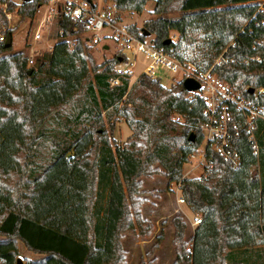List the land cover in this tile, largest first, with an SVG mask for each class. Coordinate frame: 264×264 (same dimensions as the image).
<instances>
[{"label": "trees", "instance_id": "1", "mask_svg": "<svg viewBox=\"0 0 264 264\" xmlns=\"http://www.w3.org/2000/svg\"><path fill=\"white\" fill-rule=\"evenodd\" d=\"M42 1L20 6V19L34 18ZM105 1L119 12L142 13L154 0ZM176 1L156 0L158 16L128 30L142 40L154 36L157 47L202 70L223 54L213 72L236 89L248 86L245 95L264 116V92H253L264 89V0ZM172 10L181 14L164 15ZM3 24L8 20L0 8ZM58 24L80 34L88 19L60 17ZM12 49L0 40V264H18L19 242L42 255L27 264H125L124 233L136 225L145 235L153 230L141 220L139 193L142 178L156 174L180 183L189 209L202 214L191 247L183 218L174 217V264H264L256 249L264 246L263 116L250 132L237 105L227 104L233 113L229 148L240 156L238 167L208 146L203 175L185 177L209 119L206 101L189 99L183 79L165 86L141 74L132 85L125 79L110 87L125 54L95 63L80 37L74 49L60 39L33 66L24 52L5 55ZM120 119L133 133L113 146L108 130ZM162 239L163 233L157 242Z\"/></svg>", "mask_w": 264, "mask_h": 264}, {"label": "rangeland", "instance_id": "2", "mask_svg": "<svg viewBox=\"0 0 264 264\" xmlns=\"http://www.w3.org/2000/svg\"><path fill=\"white\" fill-rule=\"evenodd\" d=\"M90 1L91 3H93V1H96L99 7L102 8L101 10H108L113 6V2L111 1ZM176 2L178 1L175 0L174 3ZM44 4H48L47 1H45ZM155 5L156 0L150 1L147 4L146 9L142 13L118 12L117 19L121 20L128 27L130 25H136L137 27H141L146 20L158 16L153 12ZM46 9H48V7H43L40 10L37 9L34 18H26L24 20H21L20 18H14L12 22L8 21V24L0 25V32H4L12 28L15 29V32L13 34V49L5 55H10L17 52H24L28 57L32 53L29 41L32 38L36 25L43 18V12ZM180 14L181 11L172 10L166 12L164 15L168 17H173L178 16ZM58 18L55 19L54 22H52V25H44V28H42L44 32L43 38L35 46V62L33 64L28 63L29 66L35 65L36 61L38 60V56H41L47 52H51L49 50L50 44L52 43L53 45H55L56 42L61 39L59 36H57V31L59 27ZM48 29L51 30L50 35L48 34ZM112 32V29H106L104 31V34L109 35V37L103 38V40H101V43L99 44L89 43L88 40H86V31L81 32L80 34L69 35V39L74 41H76L77 37L84 39L86 45L90 48V53L92 54L95 63L100 64L104 60L112 58L119 50H121V46L116 41L112 40ZM153 37L154 36H149L148 40L152 41L151 39ZM171 37L172 39L177 40L178 33L172 31ZM105 42L106 44L103 45V43ZM123 53L125 54L127 61H124L120 66L129 67L130 64L133 63V61L135 60L134 55L126 51ZM222 55H220V57H218L216 61L219 60L221 62L223 60ZM145 62L146 59L143 55H139L137 57L136 63L133 67L134 74L132 76V81L130 82V85L134 84L137 80V77L140 74ZM156 75V77L161 78V81L165 86H171L173 83L182 79L181 72L174 73L165 68L158 69L156 71ZM219 80L221 83V87L219 86L220 90L215 94L213 98L214 104L212 105L213 109H216V115H212L213 110H211L210 113L207 114L209 123L204 125L203 127L204 140L202 144L193 152L195 154V157H191L189 155L188 162L185 163L183 168V175L185 177L196 178L203 175L207 161L205 160L204 162H201L200 155L203 153V148L205 147V142L209 134V127L211 125L222 126L221 120L223 117H221L222 113L220 114L219 109H221L222 112L224 108H227L225 102L226 104L230 105L231 102L236 103L234 100L239 98L242 100V103L244 105H247L249 108L251 107L250 111H246L243 110L245 108H242L241 106H239L240 104L236 103L239 107L238 109L244 114L247 123L252 122L253 119L257 117L254 108L257 109L263 116L261 110L254 105V100L248 98L245 95L244 92L248 88V86L243 89H236L235 87L231 86L229 83L221 80L220 78ZM261 89L263 88H253V92L256 94L255 97L264 92V89L263 91ZM231 115L233 117L232 112ZM175 118L179 119L178 116H176ZM108 132L111 133V140L113 146L123 145L128 141V139L133 133V131L123 119L118 120L115 123L114 130L111 131L109 128ZM142 182V189L139 193V200L141 202L139 208V211L141 213V220L143 221L144 225H149V227H153V230H151L149 234L145 235L143 234L142 230L140 231V229L136 225L135 231L133 233H124V237L122 239V249L125 253V264H174L177 256V249L175 248L176 231L175 226L173 224L174 217L181 216L183 218L186 224L184 241L189 242L188 247H191L190 240L194 235L195 229L197 227L193 225L192 221L196 215L202 217V214L192 212L187 206L186 202H179V197H183L181 188L180 190H178V183H170V181L166 177H164V175L156 174L152 178L143 177ZM131 217L134 223H136L137 216L134 214L133 211L131 212ZM161 233H163V239L157 242V238ZM256 249H261V251L263 252L262 254L264 256V246H261ZM255 250L254 252H252V256H255ZM41 257V254L29 250L24 245V243L19 242V254L17 256V261L18 259H21L23 264H27L28 261L39 259Z\"/></svg>", "mask_w": 264, "mask_h": 264}, {"label": "built area", "instance_id": "3", "mask_svg": "<svg viewBox=\"0 0 264 264\" xmlns=\"http://www.w3.org/2000/svg\"><path fill=\"white\" fill-rule=\"evenodd\" d=\"M34 1V0H0V8L2 9L5 17L9 22H12L14 18H20L19 8L25 2ZM48 4H44L45 1L39 4L38 9H42L43 7L47 8L43 13V18L38 22L33 32L32 38L29 41L31 45V54L27 57V61L29 64H33L35 62L34 59V51L36 44L43 38V30L44 25H52L55 19L58 17H67L73 22L82 21L88 19L87 30H86V40H88L91 44H99L103 38H108L109 35H105L104 31L106 29H112V40L116 41L120 46L122 52H129L134 55L135 60L130 64L129 67H122L118 65L116 67L115 73L109 78L110 87L119 86L123 83L125 79L132 81V76L134 74L133 67L136 63V59L139 55H143L146 59L145 64L142 67V70L139 75L146 74L151 77H156V71L160 68L168 69L174 73L181 72L182 79L186 78H194L200 83V88L195 91L189 92V99L193 100L197 97H202L207 104V109L205 113L208 114L212 111V115H216V109H213L212 105L213 98L215 94L220 90L221 83L219 78L214 74L213 68L216 64H220V62L215 61L212 67L207 70H202L196 67L192 63H183L172 56L168 51L163 48L157 47L152 41L146 39L142 40L138 36L134 35L128 30V26L125 25L121 20L117 19V13L119 12L113 4L112 8L106 10L93 11L91 7L90 0H46ZM93 1V0H92ZM16 4L17 7L13 10L10 8V4ZM94 3V2H93ZM58 18V19H59ZM53 20V21H52ZM59 25V24H58ZM50 28V27H48ZM7 30L4 32H0V40L5 41L7 34ZM48 34H51V30L48 29ZM74 34L71 30L68 32H64V30L58 27L57 36H59L62 40H65L69 43L71 49H74L76 41L69 39V35ZM106 44L103 43V45ZM53 44L50 45L49 50L52 51L54 49ZM138 75V76H139ZM131 84V83H130ZM220 86V87H219ZM263 91V89H261ZM236 103L240 104L243 110L250 111L247 105L242 103L241 99L234 100ZM235 103V104H236ZM227 108H224L220 114L222 120L221 125H211L209 127V134L205 142V147L203 148V153L200 155L201 162L207 161L206 158V150L209 146L212 150H215L221 153L227 160L231 162L234 167H238L240 163V156L237 152L232 151L230 146V133L229 126L233 120L231 112L229 110L228 105L225 102ZM237 105V104H236ZM238 107V105H237ZM239 108V107H238ZM241 109V108H240ZM242 110V109H241ZM256 111V116L261 117L260 112L254 108ZM255 117V118H257ZM254 118V119H255ZM254 119L252 122L247 123L248 130L251 132L254 128ZM220 138V139H219ZM250 139L254 140V135H250ZM255 153L258 155V146L255 145ZM191 157H195V154L192 152L190 154ZM207 165V164H206ZM205 165V166H206ZM178 190H180V183H178ZM179 202L184 203L185 200L183 197H179ZM202 221V217L196 215L193 218V225L198 226Z\"/></svg>", "mask_w": 264, "mask_h": 264}, {"label": "water", "instance_id": "4", "mask_svg": "<svg viewBox=\"0 0 264 264\" xmlns=\"http://www.w3.org/2000/svg\"><path fill=\"white\" fill-rule=\"evenodd\" d=\"M13 45V37L12 34H8L7 38H6V42H5V48H9ZM183 86L187 91H195L198 90L200 88V83L195 80L194 78H186L183 81ZM191 141L195 140V135L194 133H192L190 135L189 138ZM18 264H23V262L21 261V259H18Z\"/></svg>", "mask_w": 264, "mask_h": 264}, {"label": "crops", "instance_id": "5", "mask_svg": "<svg viewBox=\"0 0 264 264\" xmlns=\"http://www.w3.org/2000/svg\"><path fill=\"white\" fill-rule=\"evenodd\" d=\"M93 2H94V1H93ZM94 4H96V5H97V9H99V10H101V9H102V8H100V7H99V5L96 3V1L94 2ZM97 9H96V10H97ZM96 10H95V11H96ZM48 41H50V40H48ZM49 43H50V42H49ZM51 44H52V43H51ZM51 44H50V45H51Z\"/></svg>", "mask_w": 264, "mask_h": 264}, {"label": "bare ground", "instance_id": "6", "mask_svg": "<svg viewBox=\"0 0 264 264\" xmlns=\"http://www.w3.org/2000/svg\"><path fill=\"white\" fill-rule=\"evenodd\" d=\"M13 37V36H12ZM7 38V37H6ZM5 42H6V39H5Z\"/></svg>", "mask_w": 264, "mask_h": 264}]
</instances>
